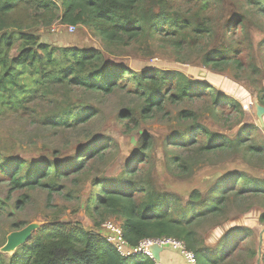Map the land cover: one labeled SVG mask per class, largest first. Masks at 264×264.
Listing matches in <instances>:
<instances>
[{
    "label": "trees",
    "instance_id": "obj_1",
    "mask_svg": "<svg viewBox=\"0 0 264 264\" xmlns=\"http://www.w3.org/2000/svg\"><path fill=\"white\" fill-rule=\"evenodd\" d=\"M248 7L264 16V0H0V111L23 116L27 119L23 122H28L36 133H49L54 139L70 135L64 150L53 149L50 156L22 158L0 150V182L7 181L9 190L42 188L50 195L65 182L86 175L90 161L102 163L114 142L92 130L96 108L73 95L81 92L107 96L119 89L139 97L141 119L163 113L167 104L181 105L176 118L185 126L172 130L162 143L166 167L171 172H187L192 161L211 154L237 155L242 165L252 167L253 162L264 164V141L255 139L256 126L243 123L240 103L213 85L180 70L151 67L134 72L108 62L99 47L56 46L41 41L35 30L39 23L49 26L54 20L67 26L80 25L94 29L106 47L115 49L130 42L157 39L171 48L177 59L185 50L198 49L205 67L218 70L232 65L240 69L244 64L241 55L249 53ZM217 13L222 15L221 25L215 24ZM232 27L239 28L243 44L234 45L227 38ZM15 41H19L20 48L13 54ZM260 45L264 51V39ZM250 69L255 72L257 66L252 64ZM200 97L210 105L211 118L225 122L228 129L238 125L239 132L231 136L200 123L191 106ZM258 101L264 104V93ZM133 111L128 109L119 115L135 121ZM124 128L128 131L126 124ZM147 137L142 135L136 152L117 176L91 179L93 192L84 210L94 225H100L97 216L122 220L115 221L122 225L124 238L132 246L144 238L180 239L194 253L197 264H217L237 255L238 251L232 253L235 242L251 230L232 227L221 237V249L214 252L195 225L203 217L221 215L228 219L231 206L250 199L263 202L258 221L264 224V178L244 170H226L217 174L205 190L192 188L186 198H181L155 185L146 168L155 142ZM180 151H190V155L182 156ZM26 191L19 202L26 201ZM9 202V195L0 197V215L6 212ZM25 226L14 223L12 230ZM245 253L253 259L256 250L246 248ZM0 264L155 262L145 254L122 257L98 231L54 220L35 228L9 257L0 252Z\"/></svg>",
    "mask_w": 264,
    "mask_h": 264
},
{
    "label": "rangeland",
    "instance_id": "obj_2",
    "mask_svg": "<svg viewBox=\"0 0 264 264\" xmlns=\"http://www.w3.org/2000/svg\"><path fill=\"white\" fill-rule=\"evenodd\" d=\"M247 9L246 29L249 32V41L246 43L249 53L241 55L243 67L238 69L232 65L223 69L213 70L201 64L198 49L185 50L177 59L178 55L164 43L157 39H148L146 42H130L122 49L106 47L102 39L96 34L94 29L83 26H75L73 31H69L68 26L60 24L54 20L49 26L42 22L36 27V32L41 41H47L56 46L74 45L79 47H99L103 50L108 62L127 66L134 72H139L147 68H157L160 70H180L187 76L213 85L222 94L236 99L244 112L243 123L254 124L255 139L264 141V113L261 117L256 115V107L262 106L258 101V96L264 93V51L259 49L261 40L264 39V16L255 13L254 10ZM220 13H217L216 25L222 22ZM228 39L232 44H243V35L239 28L232 27L228 31ZM20 48L19 41H15L12 53L15 54ZM264 49V45H263ZM180 60V61H177ZM254 64L257 66L255 72L250 69ZM73 98L87 102L96 108V115L92 119L91 128L96 133H102L113 140L114 145L105 155L103 162L90 161L88 173L81 179H73L64 183L58 192L48 195L46 189L9 190L7 181L0 182V197L7 195L10 197L9 205L5 213L0 215V244L6 242L7 236L16 230H12V225L16 223L23 225L32 224L39 226L43 223L59 220L79 224L90 231H99L103 221L112 219L113 216L102 218L96 217L100 225H94V221L86 214L84 205L90 198L93 187L91 179L97 177L117 176L130 157L136 152L142 135L147 138L153 137L155 148L152 152V159L146 164L148 172L154 180L155 185L163 190L186 198L192 188L205 190L211 185L214 177L226 170H244L251 176L264 178V164L261 161L253 162V166L242 165L239 162L240 156L230 154H211L196 158L191 162L187 172L175 169L171 172L166 167V158L163 155L162 143L167 135L175 129L184 127L177 118L176 113L181 105L167 104L163 113H155L147 119H141L139 108L141 100L139 97L126 90L119 89L107 96L87 95L77 92ZM196 110L200 123L208 126L210 130L225 131L234 136L239 129L236 125L232 129L225 126V122L216 121L211 118L210 105L204 97H200L191 103ZM133 109L135 121L121 118L119 113ZM23 117V116H22ZM12 113L2 114L0 111V150L8 155H18L22 158L35 157L44 154L50 156L53 149L64 150V142L70 140V135L53 138L49 133L41 134L32 131L31 127L23 122L26 118ZM127 125L128 131L124 128ZM171 148V147H170ZM190 151H180V155L188 156ZM170 154V153H168ZM147 172V171H146ZM26 191L27 198L24 203L19 202L22 194ZM231 206L227 212L228 219L217 215L215 217H203L195 225L196 231L205 238V244L211 251L218 252L221 237L232 227L243 226L248 228L246 234L240 236L236 241L233 252L228 261L217 264H264V224L258 221V216L262 210L263 202L259 199H250L246 202L242 200ZM249 207V208H247ZM121 221L122 220H118ZM5 244V243H4ZM0 252L6 257L18 248H3ZM224 245V244H223ZM255 248L256 253L253 259L249 258L246 248Z\"/></svg>",
    "mask_w": 264,
    "mask_h": 264
},
{
    "label": "built area",
    "instance_id": "obj_3",
    "mask_svg": "<svg viewBox=\"0 0 264 264\" xmlns=\"http://www.w3.org/2000/svg\"><path fill=\"white\" fill-rule=\"evenodd\" d=\"M74 28L75 26L73 25L68 26L69 31H73ZM98 232L105 237L107 242L110 243L122 257H133L145 254L153 260L148 248L153 244H156L160 247H168L177 252L184 259L186 264H197V259L194 253L185 248L183 241L171 236L144 238L140 240L137 245L132 246L124 238L122 225L112 219L103 221ZM155 264L162 263L159 262Z\"/></svg>",
    "mask_w": 264,
    "mask_h": 264
},
{
    "label": "water",
    "instance_id": "obj_4",
    "mask_svg": "<svg viewBox=\"0 0 264 264\" xmlns=\"http://www.w3.org/2000/svg\"><path fill=\"white\" fill-rule=\"evenodd\" d=\"M264 113V108L262 106H257L256 107V115L258 117H261V115ZM38 226H34L32 224H28L25 227H23L20 230H16L11 232L7 238H6V242L3 246V248H12V249H16L18 246H20L21 244H23L24 242H26L30 236L32 231L37 228ZM2 248V247H1ZM151 257L153 258L155 263H159L160 262V254L162 252L171 250L168 247H160L156 244H153L152 246H150L148 248Z\"/></svg>",
    "mask_w": 264,
    "mask_h": 264
},
{
    "label": "crops",
    "instance_id": "obj_5",
    "mask_svg": "<svg viewBox=\"0 0 264 264\" xmlns=\"http://www.w3.org/2000/svg\"><path fill=\"white\" fill-rule=\"evenodd\" d=\"M162 264H185L184 259L175 251L168 250L160 254Z\"/></svg>",
    "mask_w": 264,
    "mask_h": 264
}]
</instances>
